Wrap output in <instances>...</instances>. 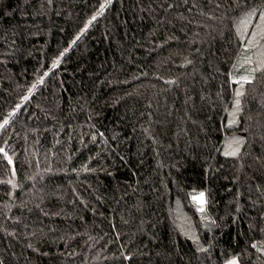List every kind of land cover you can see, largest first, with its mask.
<instances>
[{
    "label": "trees",
    "instance_id": "16d2710c",
    "mask_svg": "<svg viewBox=\"0 0 264 264\" xmlns=\"http://www.w3.org/2000/svg\"><path fill=\"white\" fill-rule=\"evenodd\" d=\"M263 10L0 0V264H264Z\"/></svg>",
    "mask_w": 264,
    "mask_h": 264
},
{
    "label": "rangeland",
    "instance_id": "374dc122",
    "mask_svg": "<svg viewBox=\"0 0 264 264\" xmlns=\"http://www.w3.org/2000/svg\"><path fill=\"white\" fill-rule=\"evenodd\" d=\"M239 29L241 30V35L244 40V45L248 51L252 54V58L255 59V63H257L258 69L264 66V10L262 12H252L243 17L239 22ZM239 63V62H237ZM242 66V64L240 63ZM244 69V68H243ZM245 70V69H244ZM245 79L246 76L240 73L237 76L233 77V80ZM238 93L236 96L235 105L238 104ZM234 104V103H233ZM237 107L233 106L232 112H229L227 127L233 122L234 117L236 115ZM241 147V140L237 136L229 137L223 146V150L225 153L229 155H236L239 152ZM197 199V203L203 205L200 202L199 198ZM200 209L202 208L199 207ZM179 217L181 222L182 230L185 232L187 236L192 239L196 238V234H194L193 222L186 215L185 212L179 210ZM233 262V261H232ZM230 262L229 264H232ZM235 264H237L235 262Z\"/></svg>",
    "mask_w": 264,
    "mask_h": 264
},
{
    "label": "snow or ice",
    "instance_id": "6c2138e0",
    "mask_svg": "<svg viewBox=\"0 0 264 264\" xmlns=\"http://www.w3.org/2000/svg\"><path fill=\"white\" fill-rule=\"evenodd\" d=\"M93 19H95V17H94ZM57 63H59V61H57ZM25 99H27V97H25ZM7 123H8V121L5 120V121H4V124H7ZM203 195H204L203 193H200L199 200H200L201 203H203ZM201 211H203L202 208H201ZM232 264H235V261H233Z\"/></svg>",
    "mask_w": 264,
    "mask_h": 264
}]
</instances>
